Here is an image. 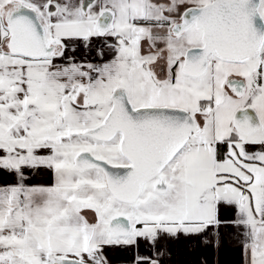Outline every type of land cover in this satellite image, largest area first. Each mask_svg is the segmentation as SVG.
<instances>
[{"label":"snow or ice","instance_id":"obj_1","mask_svg":"<svg viewBox=\"0 0 264 264\" xmlns=\"http://www.w3.org/2000/svg\"><path fill=\"white\" fill-rule=\"evenodd\" d=\"M0 264H264V0H0Z\"/></svg>","mask_w":264,"mask_h":264}]
</instances>
